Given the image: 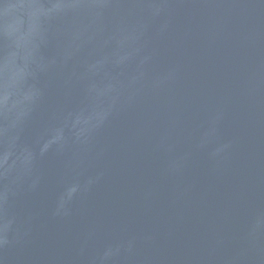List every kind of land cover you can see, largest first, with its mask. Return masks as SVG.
<instances>
[{
  "label": "water",
  "instance_id": "1",
  "mask_svg": "<svg viewBox=\"0 0 264 264\" xmlns=\"http://www.w3.org/2000/svg\"><path fill=\"white\" fill-rule=\"evenodd\" d=\"M0 264H264V0H0Z\"/></svg>",
  "mask_w": 264,
  "mask_h": 264
}]
</instances>
